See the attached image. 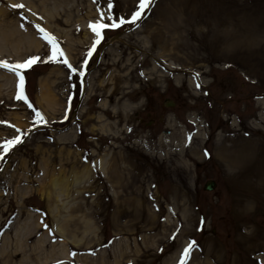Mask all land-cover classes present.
Returning a JSON list of instances; mask_svg holds the SVG:
<instances>
[{"label":"rangeland","instance_id":"1","mask_svg":"<svg viewBox=\"0 0 264 264\" xmlns=\"http://www.w3.org/2000/svg\"><path fill=\"white\" fill-rule=\"evenodd\" d=\"M110 2L0 0V264H264V0Z\"/></svg>","mask_w":264,"mask_h":264},{"label":"bare ground","instance_id":"2","mask_svg":"<svg viewBox=\"0 0 264 264\" xmlns=\"http://www.w3.org/2000/svg\"><path fill=\"white\" fill-rule=\"evenodd\" d=\"M176 46L177 45H175V44L172 45L173 48H176ZM247 143H250L252 145V142H247V141L243 140V141L237 142L235 145H233L231 147H228L227 149H224V151H223V157L225 159L234 161L235 164H240V166H241L240 170H242V173H241L242 176L240 177L239 184H242V187H240V188H242V190H244V191H248L250 188V185H251V182L249 181V173H248V168H247L249 163L247 164V161L245 162V160H243V158H242L243 153L247 150V147H248ZM258 158L259 157L257 156V159ZM105 163H106V161L104 160V162L102 163V169L105 166ZM254 169H255V171H254ZM251 171H252V178L256 182L255 187H254L255 188L254 193L257 195V197L259 199L262 200L264 197V158H260L257 161V163L254 165V167L251 166ZM84 172H86V170H84ZM113 172L112 173L115 174V171H113ZM72 182H73V184H72L73 186H77V184H79L78 177L74 176ZM49 183L51 186H56V188H58L59 191H65L66 190L65 187H67L66 182H64L65 186H63V187L61 185L59 186V184L56 182V179H51ZM125 186H126V189L129 190L130 194H133L135 198H139L141 200L140 201L141 204L144 205L146 203V200L148 198L141 191V189L139 187H135L134 180H133L132 176H129V178L126 179ZM46 188H47V186H46ZM53 189H55V188H53ZM45 191H46L45 188H42L40 195H45L46 194ZM47 194L49 195V191L47 192ZM57 197H58V195H57ZM140 207H141V205L135 207V211H137L138 213H140L142 211L144 212L145 210H142L143 208H140ZM159 211L160 210L155 209V212H159ZM151 226H152V224H151ZM22 229H23V231H19V232L21 234H24L23 236L29 235L26 237H30V233H31V230L33 229V226L24 225ZM151 229H152V227H151ZM183 233H184V231L182 230L181 234H183ZM76 246H78V244H76ZM202 253H203V250H202ZM210 255H211L210 252L206 253V257H209ZM8 257H9V260H11V259H14L16 257V255H9ZM122 257H124V254H122ZM86 259H87V257H85V260ZM115 263L120 264L122 262L120 260H115Z\"/></svg>","mask_w":264,"mask_h":264},{"label":"snow or ice","instance_id":"3","mask_svg":"<svg viewBox=\"0 0 264 264\" xmlns=\"http://www.w3.org/2000/svg\"><path fill=\"white\" fill-rule=\"evenodd\" d=\"M150 3V0H140V4H139V8L140 9H144L145 7L148 6V4ZM13 7H16V8H22L23 5L22 4H17V5H14ZM109 7L111 8V2L109 0ZM140 15L139 12H133L132 13V20L135 21L138 16ZM108 19H111V17H109ZM124 21L121 20L120 23H123ZM109 25L105 24V23H101V22H97L96 24H90V27L92 28V30L95 32L96 34V37H97V40H96V43H99V39L101 38V29L105 28V27H108ZM112 27H117L118 25L113 22ZM39 25H37V28L39 29ZM40 31L43 32V29H40ZM46 38L48 39V42L49 44L52 45V51H53V54L56 55V54H59V55H63L62 51H60L59 49H57L55 47V44H54V41H53V38L48 35V34H45ZM93 48H95V43L93 44ZM91 53L89 52V55ZM38 58L37 57H31L29 58L27 61H25L23 64H16V65H9L7 62L5 61H0V66H3L5 68H8L9 70L11 71H15L16 74L19 76L20 75V69L22 68H25V67H30ZM67 63V61H65ZM86 63V61H85ZM81 75H83V73H81ZM22 83V81H21ZM199 86V85H197ZM19 87V85H18ZM17 98L20 99L22 98V94L18 91L17 93ZM39 115V114H38ZM21 142V138L20 136H16L14 137V139L12 140H7L5 141L2 145H0V148H2L3 152L7 153L10 149V146H13L15 144H18ZM193 245L190 244L189 246L185 247L184 250H183V255H182V258H181V261H180V264H186L185 262V258L189 255L190 253V249Z\"/></svg>","mask_w":264,"mask_h":264},{"label":"water","instance_id":"4","mask_svg":"<svg viewBox=\"0 0 264 264\" xmlns=\"http://www.w3.org/2000/svg\"><path fill=\"white\" fill-rule=\"evenodd\" d=\"M167 106H172V104L167 105ZM214 186H215L214 182H212V181H208V182H206V184L204 185V190H206V191H211V190L214 189Z\"/></svg>","mask_w":264,"mask_h":264},{"label":"flooded vegetation","instance_id":"5","mask_svg":"<svg viewBox=\"0 0 264 264\" xmlns=\"http://www.w3.org/2000/svg\"><path fill=\"white\" fill-rule=\"evenodd\" d=\"M150 127H153V124H151V126Z\"/></svg>","mask_w":264,"mask_h":264}]
</instances>
